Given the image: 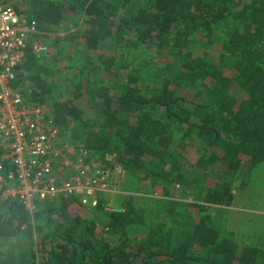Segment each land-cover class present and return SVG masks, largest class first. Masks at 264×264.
<instances>
[{
    "label": "trees",
    "instance_id": "trees-1",
    "mask_svg": "<svg viewBox=\"0 0 264 264\" xmlns=\"http://www.w3.org/2000/svg\"><path fill=\"white\" fill-rule=\"evenodd\" d=\"M134 1L117 6L108 0H30L28 12L14 4L46 32L80 8L87 26L81 36L68 38L83 40L102 75L94 83L81 79L66 98L57 99L35 73L36 59L29 51L16 84L31 104L50 103L49 113L63 132L73 124L71 143L78 140L94 155L114 154L127 173H142L169 187L202 180L210 169L222 173L226 183L214 184L203 201L229 206L234 175L245 176L264 160V0ZM194 36L199 47L218 42L224 52L215 59L191 49ZM107 44L117 49L110 52ZM136 48L139 55L154 49V62L168 59L152 65L145 59L116 60V51L127 57ZM141 64L147 67L144 73ZM114 86L118 90L110 94ZM156 108L163 109L161 117H153ZM173 125L180 126V134L172 147ZM186 144L196 145L193 161L185 154ZM72 202H40L31 214L18 200L0 198V243L20 234L26 239L18 253L0 248V264L264 263V252L239 247L208 215L176 227L150 228L136 242L120 229L117 241L109 244L97 236V222L68 213ZM122 207V212L107 211L109 220L99 222L102 231L117 233L130 210L129 204ZM98 210H104L100 204Z\"/></svg>",
    "mask_w": 264,
    "mask_h": 264
},
{
    "label": "built area",
    "instance_id": "built-area-1",
    "mask_svg": "<svg viewBox=\"0 0 264 264\" xmlns=\"http://www.w3.org/2000/svg\"><path fill=\"white\" fill-rule=\"evenodd\" d=\"M48 35L35 19L0 0V178L7 182L0 198L18 200L31 214L38 203L58 198H70L86 210H98L100 204L122 212L105 199L118 191L112 182L122 167L115 155H94L71 143L50 108L28 102L16 84L29 51L36 60L47 55L40 37Z\"/></svg>",
    "mask_w": 264,
    "mask_h": 264
},
{
    "label": "rangeland",
    "instance_id": "rangeland-1",
    "mask_svg": "<svg viewBox=\"0 0 264 264\" xmlns=\"http://www.w3.org/2000/svg\"><path fill=\"white\" fill-rule=\"evenodd\" d=\"M13 5L16 4L18 7L23 10L30 8V0H8ZM115 3L117 6H120L121 0H108ZM115 1V2H114ZM142 1V0H141ZM133 2H136L133 0ZM129 5V4H128ZM133 7V6H132ZM86 16L83 14L80 8H76L75 13H68L67 19L56 26H54L49 33V35L45 38L40 37L48 46L47 55L41 59L36 60L37 72L38 76L45 82L50 85L51 95L57 99H64L68 96V92L71 88H73L74 84L80 81L83 78H89L91 83L96 82L102 75L99 76L100 65L87 50L86 46L83 43V40L80 37H77L75 40H71L68 37L72 36H81L84 33V27H86ZM220 36V33H218ZM195 40L192 41L193 47L191 49H200L199 52H206L210 54V57L217 58L220 52H224L220 43H211L204 47H199L200 45L196 44L197 39L194 36ZM107 48H110V52H113L117 49V46L114 44H107ZM146 49L142 55H139L136 49H130L127 51L129 56L120 55L119 51L115 52L116 60H127V61H135L140 63V59L148 60L149 64L153 63L160 64V60H163V64L167 61V55L160 56L157 58V62H154L156 58L155 50ZM170 53V51H169ZM226 52L225 54H227ZM137 58V59H136ZM119 62V61H118ZM120 63V62H119ZM99 68V69H98ZM147 67L141 64L140 73H144ZM227 71V68H224ZM127 69H122L121 72H126ZM148 75L152 72L151 69H148ZM228 72V71H227ZM101 73V72H100ZM148 77V76H147ZM148 82V81H147ZM143 83V82H141ZM32 85L33 82H30ZM113 84V83H112ZM118 89L116 86L110 88V94L116 92ZM50 98V96H49ZM78 104H82L84 106V102H80V99L77 100ZM50 108V103L45 104ZM153 117H161L163 114L162 108H156L152 110ZM88 117L91 114L88 112L85 113ZM73 124L68 125L67 128H64L65 134L70 138L75 136L76 131L72 128ZM170 141L171 146H175L179 139L180 134V126L173 125L170 130ZM78 143L79 141L76 140ZM196 145L186 144L185 145V154H189L190 160H195L198 156V153L195 151ZM257 165L264 166V160ZM256 165V166H257ZM255 166V167H256ZM254 168L245 176H240L239 174H235L231 180V189L234 190L235 193L239 192L242 181H245L247 178L252 176L256 178V183L248 182L244 187L243 196L247 194L249 197L247 199L250 202L259 201L256 204L262 210L264 208V167L261 170L254 171ZM162 171L158 169V172ZM215 169H210L207 171V175L204 179L199 181H193L187 186L181 187V185H176L175 183L169 187L167 186L169 183L157 182L152 178H144L142 173H127L122 169L118 174L114 175L112 185L116 188L117 193L110 192V197H105V199L111 201L114 207H122L129 204V214L127 218H124L117 226V233L108 234L102 231V226L99 222H107L109 220V214L107 211L109 210H86L82 209L75 202L70 203L68 207V213L73 215L80 216L85 222H97L96 230L97 236L100 239L108 242L109 244H114L117 241V238L121 235L118 233L120 229L125 232V236L130 238V241L136 242L141 237H143L146 230L162 226V228H168L171 226L176 227V223L187 222V221H195L200 219L201 216L208 215L212 220H219L221 223L220 226L225 231L228 236L234 239V236L230 234L229 229L233 228L234 221L231 220V216L229 215L230 209L222 211L223 207L211 205L205 203L203 201V197L206 194V191L209 188L215 186L225 184L226 181L223 178L222 173L216 174ZM262 178V179H261ZM261 180V181H260ZM260 181V182H259ZM4 176L0 178V186L5 185ZM218 183V184H217ZM164 184V186H163ZM215 186V187H216ZM189 187V188H187ZM164 190H167V193H163ZM238 194V193H237ZM237 194L235 196H237ZM169 200L173 202V209H170L171 204H169ZM168 202V203H167ZM175 202V203H174ZM240 200L232 207H241L239 205ZM54 206H57V201L52 203ZM196 204V205H195ZM203 205L204 208L202 211L199 209L197 205ZM244 205V204H243ZM255 207V206H254ZM255 209V208H254ZM106 210V211H105ZM226 215V216H223ZM227 218L224 220V218ZM240 218V217H239ZM254 219V218H253ZM249 219L246 218V221ZM241 239V238H240ZM26 242L23 234H20L16 237H12L7 240H3L0 243V248L3 251H11L13 250L15 253L19 251H23L25 247L22 243ZM239 247L249 246L241 244L238 240L235 241ZM261 247V250L264 251V248ZM255 248V247H254ZM260 249V248H259ZM261 264H264L263 262Z\"/></svg>",
    "mask_w": 264,
    "mask_h": 264
},
{
    "label": "crops",
    "instance_id": "crops-1",
    "mask_svg": "<svg viewBox=\"0 0 264 264\" xmlns=\"http://www.w3.org/2000/svg\"><path fill=\"white\" fill-rule=\"evenodd\" d=\"M263 167H264L263 165H257L256 167H254L252 174L255 173L254 171L261 170ZM256 181H257L256 178L250 176V178H247L245 181H242L239 192H237L238 194L235 193L233 190V199L231 205L233 204L235 205L240 200L239 203V205H241L240 208L232 207L231 205H229V206H224L222 211L227 210L228 212L229 208H232L230 209L229 215L231 216V220L234 221L235 224H233L234 225L232 226L233 228L229 229L230 231L229 233L234 236V239L238 240L241 244L251 245L256 249L261 250L260 246L264 248V208L262 210H259L260 208L258 206L256 207V204L259 201L250 202L247 199V197H249L247 194H245L244 198L242 199L243 191L245 190L244 187L246 186V183L251 182L254 184L256 183ZM236 194L237 196H235ZM246 218H248L249 220L246 221ZM226 219L227 218L225 217L224 220ZM261 251L264 252L263 250Z\"/></svg>",
    "mask_w": 264,
    "mask_h": 264
}]
</instances>
